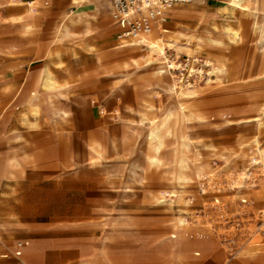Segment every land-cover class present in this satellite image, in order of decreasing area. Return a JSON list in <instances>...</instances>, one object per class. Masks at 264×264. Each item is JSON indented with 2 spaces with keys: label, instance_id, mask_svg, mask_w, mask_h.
I'll return each mask as SVG.
<instances>
[{
  "label": "rangeland",
  "instance_id": "rangeland-1",
  "mask_svg": "<svg viewBox=\"0 0 264 264\" xmlns=\"http://www.w3.org/2000/svg\"><path fill=\"white\" fill-rule=\"evenodd\" d=\"M27 1L29 7L34 3V0ZM19 2L7 0L0 7V22L15 20L10 16L28 12V4ZM182 5L179 3L176 6ZM183 11L185 8L168 6L167 19L164 22L157 19L149 29L154 36L164 35L167 39L177 36L181 43L188 42L191 37L194 52L182 50L176 56V49L168 47L169 58L176 57L180 63L178 69L172 67L175 78H185L187 68L193 64L196 69L188 77L192 82L204 83L206 79L203 76L206 75L215 79V74L208 72L211 67L208 59L223 55L229 57V73L221 81L213 80L205 84L210 86V90H217L216 97L200 104L199 111L202 113L198 122L192 123L204 134V144L199 148L203 162L192 157L196 150L193 145L192 148H185L180 144L183 140L180 131L167 136L159 161L152 162L146 158L142 149L145 133L142 121L146 115L156 117L161 114L169 99L160 85L153 86L154 75L150 73L151 78H147L153 64L148 63V57L142 55V48L132 50L136 60H130L132 55H126L125 59L112 53L125 39L133 37L123 39L122 43L120 39H114L123 29H127L130 21L124 27L108 31L107 39L100 45L103 25H99L98 30L95 29L94 34L86 39L85 47L81 40H67L62 43L64 50L58 59L47 56L49 46L44 48L43 43L28 39L23 47L17 49L8 46L6 51L0 47V65L12 67L24 64V72L30 68L31 73L24 79L22 89L25 97L30 94L36 76L39 81L44 79L42 70L48 63L57 75L69 80L63 88L65 93L54 99L55 108L60 109L57 113L38 85L42 94L37 100L43 102V111L38 128L33 129L20 122V113L28 110L27 104H16L14 101L21 80L18 85L2 86L0 89L10 94L7 100L0 102V112L7 108L8 126L19 127L20 132L28 137L24 139L29 140V145L19 143V151L33 155L31 167L18 188H2L14 191L7 202L9 212L11 208L19 210L24 204L38 202V197H47L57 212H62L64 204H70L71 216L67 218L88 225L89 230H95L105 222L133 223L137 230H187L195 238L212 241L213 246L205 264H218L220 261L225 264L224 260L226 264L231 261L246 264L249 259L264 262V166L261 161L248 164L241 155L239 143L252 139V133L236 121L241 116L260 113V106L264 102V50L258 49L249 38L239 44L227 43L221 47L207 36H202L203 45L197 48L198 34L193 30L197 24L189 17L169 18ZM225 15L198 27V32L202 33L212 23L221 26L238 24L237 19L243 17L244 13L241 11L232 18ZM115 19L110 15L108 21L112 24ZM6 27L1 23L0 32ZM184 28L194 32L178 30L175 33V30ZM34 29L25 28L27 32ZM40 35L49 37L44 42H54L53 32ZM15 43V40L7 41L8 45ZM90 43H94V48L88 47ZM123 49L125 47L119 50ZM238 58L244 69L240 72L244 78L233 81ZM59 59L63 60L61 67L55 62ZM201 73L204 74L203 78L199 77ZM130 106L137 107L138 111H132ZM226 119H230L229 124ZM260 136L264 139V125L260 128ZM113 139L121 140V155L114 148ZM213 146L223 150H213ZM97 148H102L106 157L99 155ZM246 151L253 155L256 149L250 144ZM134 160L140 164L137 170L141 175H134L129 169ZM199 166L202 174L197 176ZM182 172L192 177L190 185L194 184L195 188L188 203H184L181 196V189L185 186L184 180L179 177ZM243 183L247 185L244 189L239 187ZM127 184L133 185V190H125ZM164 189L173 190L174 193L167 196V193H162ZM19 193L25 194L20 196ZM33 194L35 196H30ZM184 196L187 198L190 195ZM171 203L173 206L169 211L167 208ZM179 210L186 212L181 214L183 221L180 220L181 215L174 213ZM103 211H106V217L102 216ZM36 216L44 221L54 218L43 214ZM56 218L66 217L59 213ZM178 233L173 232L172 235L177 236ZM205 249L200 248L197 259H177L170 264H201Z\"/></svg>",
  "mask_w": 264,
  "mask_h": 264
},
{
  "label": "crops",
  "instance_id": "crops-1",
  "mask_svg": "<svg viewBox=\"0 0 264 264\" xmlns=\"http://www.w3.org/2000/svg\"><path fill=\"white\" fill-rule=\"evenodd\" d=\"M245 1L264 8V0ZM223 2L224 0L178 2L171 6L185 8V11L172 14L169 18L174 20L189 17L197 24V27L193 30L200 33L198 29L202 25L213 22L217 17L225 15L217 12L218 6ZM5 3H7V0H0V7H3ZM19 3H27L28 12L23 11L10 16L12 18L21 15L19 19L0 22V24L3 23L7 26L5 30L0 32V37L2 36L0 42L5 41L0 43L1 50L7 51L8 46L16 49L23 47L26 39L38 44L43 43L44 48L51 46L54 49L59 46L64 50L62 43L67 40L56 42L55 26L62 18L64 19V16L71 13V9L76 6V3L73 0H41V6L32 9L29 8L27 0H20ZM179 3L184 5L176 6ZM108 6L112 9L111 3ZM238 9L235 11L237 15L242 11V9ZM229 16L234 17L233 14ZM130 17L131 23L132 16ZM225 17L229 19L226 15ZM245 17L243 15L239 21L245 22L247 19ZM40 26H48L49 28L46 30ZM32 27L35 28V31L27 32L25 30V28ZM210 27L204 28L200 34L205 35V30ZM127 29H123L114 39H120V43H122L123 39L134 36H122V33ZM178 30L193 31L184 28L175 30V33ZM52 32L54 34L53 38H55L54 42H44L43 40L49 39V37H41L40 34H50ZM103 34L100 35L99 45L108 37L107 33ZM75 39L80 40L79 38ZM8 40H15L16 43L8 45ZM54 45L56 46L53 47ZM25 70L26 66L24 64L12 67L0 65V89L2 86L18 85L21 80L14 96L16 104H22L20 102L27 104L22 89L24 79L31 72L30 68H27V71L24 72ZM9 95L8 91L0 90V102L7 100L10 97ZM6 109L0 112V119L3 118L0 123V264H18L19 261H24L27 264H170L177 259L194 260L199 258L200 254L198 252L201 247L206 248L201 264L208 261L213 246L212 241L195 238L187 230H137L133 223L110 224L108 222L100 225L95 230H89L88 225L76 223L71 218H67V216H71L70 204H64L62 212H57L55 206L48 202L47 197H38V202L24 204L19 210L11 208V212H9L8 209L10 208H8L6 202H8L11 194H14V191L8 189L16 190L18 188L24 175L31 167L33 155L19 151V143L24 142L25 145H29V140L24 139L27 136L25 133L20 132L19 127L15 129L16 126H8L9 117L5 114ZM3 187L8 189L3 190ZM24 194L21 193L20 196ZM30 196H35V194ZM59 213L66 218H56ZM103 213L102 216L106 217V211H103ZM38 214L54 218L51 221H44L37 218L36 215ZM173 232L180 233L174 236L172 235ZM170 238L173 240L171 241ZM223 262L226 264L225 260ZM221 263L222 261L218 264ZM229 264L243 263L231 261ZM246 264H264V262L249 259Z\"/></svg>",
  "mask_w": 264,
  "mask_h": 264
},
{
  "label": "bare ground",
  "instance_id": "bare-ground-1",
  "mask_svg": "<svg viewBox=\"0 0 264 264\" xmlns=\"http://www.w3.org/2000/svg\"><path fill=\"white\" fill-rule=\"evenodd\" d=\"M73 2L76 3V6L71 9V13L64 16V19L62 18V20L55 26V35L56 39L59 40V42L79 38L81 40V43L83 44V47H85L86 39L94 34L95 29H97L99 25L104 26V29L102 31L105 34L109 30L124 27V25H126V23H129V21L131 20L130 16H132L133 21L137 19L140 15V12L137 11H133L129 14H116L110 6H105V3L108 5L110 4L108 0H73ZM40 6L41 0H34L33 5L29 8L32 9ZM167 7L168 6H166V8ZM238 8L242 9V12L246 16L245 18L247 19L245 22H242L241 20L238 22L237 25L236 22L234 25L226 24L222 26L217 23H214L213 25H211L210 28H207L205 30V35L196 33L198 34L197 37L199 39L196 43V47L201 48L203 45L202 36H207L213 41L214 44L221 47L225 46L227 43L239 44L240 42H244L245 38H249L251 41H253V43L258 49L264 50V8L245 0H224V2L218 6L217 12L228 15H236L237 13H235V11ZM142 12L146 13V8L143 7ZM110 15H112L114 18H117L112 22V24H110V22L108 21ZM20 17L21 15H18L17 17L13 16L12 18L19 19ZM157 19L163 21L158 17L151 18L150 28ZM190 39L191 37L188 38V42L181 43L179 42L177 36L167 39L164 37V35L154 36L151 31L147 30L134 35L130 39H125L124 43L119 46H116L112 51L114 55L126 59V55H132V50L142 48V55L147 56L148 63L153 64L151 72H147V78H151L150 73L154 75L155 81L153 83V86L155 87V85H160L161 90L167 94V97L169 99L168 104L163 107L161 114L156 115V117H150L146 115L143 119L144 121H142L143 129L145 130V133L143 134L142 149L145 151L146 158L152 162L160 160V153L162 147L166 143L167 136L169 134L175 133V131L181 132L183 140L180 141V144L183 147L192 148V145L195 147L196 150L194 149L195 153L192 154V157L200 162L204 161L199 149L200 146L204 144V134L202 133L203 131H198L196 129V124L193 125L192 123H197L198 118L202 113L199 111L200 104L206 99H209L211 101L214 97H216L217 90H210V86L208 87V85L206 86L205 84L210 83L213 80L221 81L224 76L229 73V57L223 55L218 56L215 59H208L209 63L211 64V67H208V72L210 74H215V79H213L210 75H206L207 77L203 76L206 79L204 83H197L196 81L192 82L188 77L192 74V71L195 70L196 67L191 64L189 68H187L188 71L185 73V78H180V80H177L175 78V73L172 67L174 69H178L180 63L176 61V57L171 59L169 58L168 47L176 49V56H178L179 53L182 52V50L188 51L189 53L194 52L191 49L192 45L190 43ZM88 47L94 48V43L88 44ZM123 47H125V49L119 50ZM62 51V48L59 46L54 49L49 46L47 49V56L50 57V59L53 57L57 58L61 56ZM130 60H136V57L132 55V59ZM237 60V67L232 75L233 81H239L244 78L240 73L242 69L241 60L239 58ZM55 62L57 63L58 67H61L63 65L62 59H59ZM203 69L200 70L202 71ZM42 73L44 75V79L39 81L36 76L30 94L25 97L28 110H24L21 113L20 122H22L23 124H27L30 128H38L39 126L40 117L43 111V102L37 99L41 96L42 92L50 99L52 104L51 107L54 108L53 111L57 113L58 111H60V109L55 108L54 99L60 97L65 93L63 88L66 87L69 82L67 78H61L59 75H57L54 72V69L52 68L50 63L45 65L42 70ZM202 74L203 73H201L199 77H202ZM38 85H40V87L42 88V92H40V90L38 89ZM53 91L54 93H52ZM130 109L134 112L138 111V108L135 106H130ZM236 121L246 126L247 128L245 129H248L247 131H250V133H252V139L248 141H241L239 143L241 155L244 156L248 164H257L261 161L264 166V139L262 138V136H260V128L264 125V102L260 106V113L253 116L244 115L238 118ZM226 123L229 124L230 119H226ZM16 128L17 127H15V129ZM112 144L114 148L118 150V154L121 155V140L118 141L116 139H113ZM250 144H252L256 149L255 154L253 155L248 154L246 151V147ZM211 149H219V151L223 150L222 148L220 149L217 146H213L211 147ZM97 150L99 155L106 157L104 151H102V148H97ZM139 165L140 164L138 160H134L132 162L129 167L132 174L141 175L140 172L137 170V167ZM196 174L197 176H200L202 174V168H200V166L196 169ZM179 177L184 180L185 185L181 189L182 201L184 203H188L194 195L195 190L194 184L190 185L192 177L183 172ZM245 183L239 184V187L244 189V187L247 186ZM133 188L134 186L131 184H127L125 186V190H133ZM162 193H167V196H169L170 194L172 195L174 192L173 190L164 189ZM185 194H189L190 196L186 198L184 196ZM172 206V203L168 205L167 210L171 211ZM174 213H178V215H181L186 212L179 210L175 211ZM183 219L184 216L181 215L180 220L183 221Z\"/></svg>",
  "mask_w": 264,
  "mask_h": 264
},
{
  "label": "built area",
  "instance_id": "built-area-1",
  "mask_svg": "<svg viewBox=\"0 0 264 264\" xmlns=\"http://www.w3.org/2000/svg\"><path fill=\"white\" fill-rule=\"evenodd\" d=\"M116 14H129L133 11L140 12L137 19L131 22L130 27L122 33V36L136 35L150 29L151 18L158 17L165 21L167 19L166 6L178 2H189L190 0H109ZM146 8L147 12H142ZM18 264H27L19 261Z\"/></svg>",
  "mask_w": 264,
  "mask_h": 264
}]
</instances>
